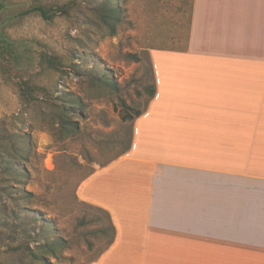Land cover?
I'll return each mask as SVG.
<instances>
[{"label":"crops","instance_id":"1","mask_svg":"<svg viewBox=\"0 0 264 264\" xmlns=\"http://www.w3.org/2000/svg\"><path fill=\"white\" fill-rule=\"evenodd\" d=\"M157 93L87 177L112 246L93 264H264V0H137Z\"/></svg>","mask_w":264,"mask_h":264},{"label":"rangeland","instance_id":"2","mask_svg":"<svg viewBox=\"0 0 264 264\" xmlns=\"http://www.w3.org/2000/svg\"><path fill=\"white\" fill-rule=\"evenodd\" d=\"M34 5L66 11L23 14ZM0 33L16 49L0 51V264H40L7 252L61 238L67 246L44 255L51 264H93L112 232L79 187L127 149L156 83L137 0H7ZM63 107L78 123L67 137Z\"/></svg>","mask_w":264,"mask_h":264},{"label":"trees","instance_id":"3","mask_svg":"<svg viewBox=\"0 0 264 264\" xmlns=\"http://www.w3.org/2000/svg\"><path fill=\"white\" fill-rule=\"evenodd\" d=\"M6 4H7V0H0V12H2L5 9ZM65 11H66V9L64 8V5L57 7L56 9L54 7H46L44 5H34V6L30 7L29 9L25 10L23 12V14L38 13L44 19L52 20L54 17L58 16V14L64 13ZM109 13L107 14L108 17L110 16ZM105 18H107V17H105ZM15 50H16L15 49V42L10 41L4 33H0V51H1V53H3L4 55H7L9 57H13V55H16ZM130 56H135V55H130ZM43 59L49 66H56L57 64H60L59 61L56 60V58L48 56L47 54L43 56ZM27 87L29 90H31V88L29 87L28 84H27ZM24 93H26V92H24ZM149 93H150L151 99L155 97V95L157 93L156 84L152 85L149 88ZM26 94H28V93H26ZM29 96H30V99L35 98V97H33L32 93H30ZM73 113L74 112L70 111L68 107H63V109L60 113L59 124L63 126V128L66 132L65 137H67L71 133H75L78 130L77 121H74L71 118V115ZM141 114L142 113L139 112L136 115V117L140 116ZM126 120H128V117L126 118ZM132 144H133V137H132L127 149L120 156L129 152L132 148ZM116 159H114V160H116ZM92 205H94V204H92ZM94 206H96V205H94ZM97 207H99V206H97ZM99 208H101V207H99ZM101 209L106 212V214L109 218V221H110V231L112 232V236L110 238V241H109V244L107 247V249H109L112 246V244L115 242L116 235H117V228H116V225L113 221L111 213L106 209H103V208H101ZM66 246H67V240L61 238L57 242L49 243L47 245H37L35 247H31V246L25 247L22 243H20L12 249V252H7V253H8V255L9 254L13 255V254L21 253L24 251H28V252H30L29 258L32 259L33 261L38 260L40 262V264H51L44 255L47 253L55 254L57 250L65 248Z\"/></svg>","mask_w":264,"mask_h":264}]
</instances>
